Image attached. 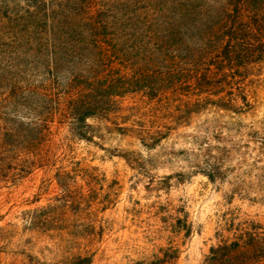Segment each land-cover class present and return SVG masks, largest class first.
<instances>
[{
	"label": "rangeland",
	"instance_id": "1",
	"mask_svg": "<svg viewBox=\"0 0 264 264\" xmlns=\"http://www.w3.org/2000/svg\"><path fill=\"white\" fill-rule=\"evenodd\" d=\"M229 5L0 0L1 121L47 118L53 99L33 90L58 94L74 74L134 77L115 112L88 120L92 140L57 117L40 144L2 145L49 163L15 166L0 181V264H85L76 258L86 255L91 264H205L213 248L234 243L216 264H264V61L230 81L234 98L240 85L249 102L239 95L237 112L168 74L178 50L209 38ZM140 72L149 80L137 85ZM7 128L0 123V144ZM78 162L97 171L78 173L87 203L66 214L55 174ZM95 172L102 180L90 192L85 175Z\"/></svg>",
	"mask_w": 264,
	"mask_h": 264
},
{
	"label": "trees",
	"instance_id": "2",
	"mask_svg": "<svg viewBox=\"0 0 264 264\" xmlns=\"http://www.w3.org/2000/svg\"><path fill=\"white\" fill-rule=\"evenodd\" d=\"M262 0H230L223 20L217 29H211L209 38L201 42L194 43L192 50L190 47H182L178 50V55L172 57L175 64V70L168 74L169 78L183 80L185 84L195 86L194 89L202 97L220 96V107L237 112L242 107L237 105L238 96L243 100L245 106H249L247 96L238 86L241 94L236 98L233 92V81H236V73L241 69H246L252 64L264 61V2ZM258 3V4H257ZM106 29V28H105ZM184 54L182 57L179 56ZM57 54H53V57ZM182 61V62H181ZM54 62V64H53ZM57 66V59H52L49 67ZM180 72H185L181 73ZM131 72L119 74L120 79L110 76H88L84 73L74 74L67 81L65 90H60L54 95L51 85L44 87L41 92L33 90V94L41 96L43 99H53V103L46 100L49 114L47 118L39 120L24 121L23 118H14L8 122L3 119L5 131L1 134L0 148L2 145L11 143H23L28 146L40 144L44 138L51 133V126L59 117L61 123L70 127L71 134L79 140H92V126L88 120L92 118H107L116 110L115 98L122 96L124 93L132 91L131 78H134ZM160 72L159 74H162ZM158 74V75H159ZM121 75V76H120ZM140 81L136 84L145 83L148 79L147 74L138 73ZM165 78L162 75V79ZM123 82L122 83V80ZM242 79V78H241ZM232 81V82H230ZM238 81V80H237ZM125 85V86H122ZM163 89V88H162ZM138 90H142L140 86ZM160 90H158L159 92ZM157 93V91H155ZM57 95V96H56ZM229 98V100H228ZM56 105V106H54ZM44 107V105H43ZM14 125V126H13ZM49 163L48 158L45 160L35 154L34 151L27 152H6L0 149V181L15 166L19 167L25 173L34 165H43ZM78 168L72 171L59 169L55 174V180L61 191L60 209L69 214L72 211H80L87 203L83 189L78 191L77 185L79 178H83L81 171L92 170L96 168L87 167L84 169L83 164L78 162ZM89 185L100 182L102 178L95 172V175H85ZM105 179V178H104ZM89 186V187H90ZM93 190L90 187V192ZM43 208L42 212L49 210ZM34 219V218H33ZM35 219L46 222L47 218L41 216ZM34 219V221H35ZM66 222V221H65ZM67 229V227L65 228ZM76 242V240H75ZM239 244L219 246L212 249V256L205 264H216L225 260L230 253L238 247ZM77 261H83L85 264L92 263V256H78Z\"/></svg>",
	"mask_w": 264,
	"mask_h": 264
}]
</instances>
